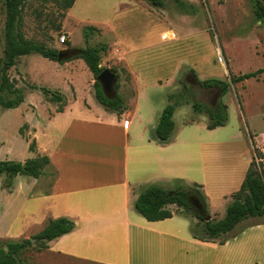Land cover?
I'll return each instance as SVG.
<instances>
[{"label":"rangeland","instance_id":"1","mask_svg":"<svg viewBox=\"0 0 264 264\" xmlns=\"http://www.w3.org/2000/svg\"><path fill=\"white\" fill-rule=\"evenodd\" d=\"M188 1L193 7L184 13L173 0H164L163 9L147 0H77L66 11L58 0H23L21 32L31 41L64 52L70 47H86L84 28H98L100 32L89 45L108 46L101 66L120 75L119 94L134 97L138 91L137 101L149 105L153 112L167 106L169 96H174L178 103L174 122L177 128L186 125V145H228L223 153L230 161L224 167L231 168L239 164L242 154L252 155L255 146V155L264 164V73L231 85L223 98L228 106L225 127L209 130L208 118L192 107L194 102L214 106L217 98V92L200 88L197 79L231 82L264 69V21L254 14L253 0ZM5 19L6 0H0V79ZM166 33H173V38ZM31 58L21 57L9 72L16 88L23 90L25 102L17 109H0V161L24 163L32 159L30 122L44 119L65 104L46 96L51 103L46 107L45 95L32 86L79 98L84 108L96 102L95 78L83 60L58 63L38 55ZM128 70L136 74L137 88ZM39 133L43 135L40 129ZM192 162L186 163L188 176L195 174L192 168L200 167ZM54 177L55 173L47 170L48 182ZM5 182L6 177L0 176V249L38 235L25 239L34 231L30 229V201L25 199L30 195V177L18 178L20 193L12 197L5 194L9 190ZM211 205L210 214L218 219V209L213 202ZM257 220L264 222V217ZM39 245L36 241L18 260L24 264H92L53 255Z\"/></svg>","mask_w":264,"mask_h":264},{"label":"crops","instance_id":"2","mask_svg":"<svg viewBox=\"0 0 264 264\" xmlns=\"http://www.w3.org/2000/svg\"><path fill=\"white\" fill-rule=\"evenodd\" d=\"M130 75L136 85V74ZM63 96L61 112L30 122L36 142L32 159L47 156L50 165L40 178L30 177L25 199L34 231L25 239L52 220L68 218L74 231L49 242L48 253L92 264H264V222L257 218L244 220L220 240L202 242L193 238L190 218L176 214L149 222L136 209L150 186L169 190L197 185L208 207L213 202L218 209V219L212 218L222 220L255 158V146L252 155L240 156L238 165L224 167L230 161L223 153L228 145H186V125H176L168 142L158 141L155 129L166 106L153 112L137 101L138 91L125 98L127 110L120 116L95 100L84 108L79 98ZM44 102L51 105L46 96ZM189 161L200 163L191 176L186 175ZM47 170L55 173L51 183ZM19 177L6 195L20 193Z\"/></svg>","mask_w":264,"mask_h":264},{"label":"trees","instance_id":"3","mask_svg":"<svg viewBox=\"0 0 264 264\" xmlns=\"http://www.w3.org/2000/svg\"><path fill=\"white\" fill-rule=\"evenodd\" d=\"M64 11L73 8L77 0H58ZM155 8H165L164 0H147ZM176 7L186 13L187 7H193L188 0H173ZM254 14L259 21H264V2L253 0ZM23 14V0H6L5 19V55L4 65L0 79V109H17L25 102L23 90L16 88L9 76L21 57L39 55L50 61L66 63L81 59L85 62L95 78V99L104 109L118 116L127 110L125 98L119 94V85L114 93L105 94L98 76L105 70L101 66L102 56L107 53L106 44L90 46V41L100 30L93 26L84 28V39L87 44L84 48L70 47L62 52L57 49L47 48L46 45L27 39L21 32ZM115 71V70H114ZM117 72V71H115ZM118 73V72H117ZM264 73V69L255 73L232 78L231 82L213 79H197L198 86L207 91L217 92L214 106H206L204 103L194 102L192 107L195 113L208 117L209 130L225 127L228 122V106L223 98L228 94L231 85L254 78ZM32 89L40 90L52 102L63 103L64 96L48 88L32 86ZM169 104L165 107L157 128L155 137L162 143L168 142L175 130L174 115L178 103L174 102V96H169ZM60 112L62 109L59 110ZM29 151H36V142L33 141ZM50 165L47 156H39L22 162L0 161V176L6 177L5 186L10 189L18 176H28L35 179L44 174L46 167ZM136 209L149 222H159L173 218L176 214H182L192 220L191 232L194 239L202 242L220 240L228 235L235 227L249 218L264 217V164L262 158L255 155L246 178L240 190L234 195L233 202L228 206L225 217L216 221L212 218L206 196L197 185L192 187H177L165 189L160 186H150L139 196ZM75 229V223L68 218H60L50 221L48 226L34 239L40 241L39 249H47L48 243L71 233ZM32 245L31 240L21 242H9L6 248L0 249V264H24L19 256Z\"/></svg>","mask_w":264,"mask_h":264},{"label":"water","instance_id":"4","mask_svg":"<svg viewBox=\"0 0 264 264\" xmlns=\"http://www.w3.org/2000/svg\"><path fill=\"white\" fill-rule=\"evenodd\" d=\"M64 54L61 52L59 57L62 58ZM120 80V75L112 69H105L97 78V81L100 83L105 94L114 93L116 90V86ZM37 239H31L32 244H34ZM8 248L6 251L8 252Z\"/></svg>","mask_w":264,"mask_h":264},{"label":"built area","instance_id":"5","mask_svg":"<svg viewBox=\"0 0 264 264\" xmlns=\"http://www.w3.org/2000/svg\"><path fill=\"white\" fill-rule=\"evenodd\" d=\"M61 42H62V43H65V37H62V38H61ZM220 61L223 62V58H222V56H220Z\"/></svg>","mask_w":264,"mask_h":264}]
</instances>
